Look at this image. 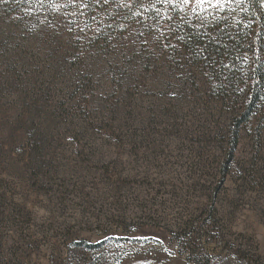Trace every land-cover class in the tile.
<instances>
[{"label":"rangeland","instance_id":"1","mask_svg":"<svg viewBox=\"0 0 264 264\" xmlns=\"http://www.w3.org/2000/svg\"><path fill=\"white\" fill-rule=\"evenodd\" d=\"M155 39L0 14V264H264V147L221 185L230 115Z\"/></svg>","mask_w":264,"mask_h":264},{"label":"trees","instance_id":"2","mask_svg":"<svg viewBox=\"0 0 264 264\" xmlns=\"http://www.w3.org/2000/svg\"><path fill=\"white\" fill-rule=\"evenodd\" d=\"M192 7L157 0H0V14L18 26L54 18L68 24L88 46L95 40L111 45L122 33L138 32L143 40L156 38L164 54L178 64L195 67V76L213 83L220 105L230 115L229 159L220 179L224 185L244 126L254 127L258 148L248 164H258L257 156L263 154L264 4L260 0L224 8L206 4L204 11L195 13Z\"/></svg>","mask_w":264,"mask_h":264},{"label":"snow or ice","instance_id":"3","mask_svg":"<svg viewBox=\"0 0 264 264\" xmlns=\"http://www.w3.org/2000/svg\"><path fill=\"white\" fill-rule=\"evenodd\" d=\"M105 3H108V0H104ZM262 4H264V0H260ZM157 3H164V4H183V5H193L192 11L193 13L197 12L199 9L201 12L204 11V5H209L210 7H219L224 8L225 5L231 7L233 3L240 5L244 3V0H157ZM127 6V5H125Z\"/></svg>","mask_w":264,"mask_h":264}]
</instances>
